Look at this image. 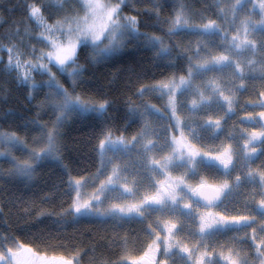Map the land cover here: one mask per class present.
<instances>
[{
	"label": "snow or ice",
	"instance_id": "6c2138e0",
	"mask_svg": "<svg viewBox=\"0 0 264 264\" xmlns=\"http://www.w3.org/2000/svg\"><path fill=\"white\" fill-rule=\"evenodd\" d=\"M70 4L76 5L75 12L68 11ZM50 6L64 12L51 23L41 7L32 4L26 9L27 20L40 30L36 39L45 45L39 54L33 45L25 58L19 26L0 39V48L8 52L7 64L0 60V72L15 71L19 84L29 90V100L34 98V91L47 88L38 107L49 108L55 115L51 126L39 121V112L29 121L39 130L34 139L39 146L33 147L25 159L12 155L14 149L26 150L22 138L16 132L0 133V146L4 148L0 157L11 164L8 175L31 181L46 161L67 170L63 165L62 129L72 116H92L104 125L97 147L100 167L91 177V185L86 177L69 173L68 184L75 195L62 214L71 215L73 221L95 217L114 228L131 221H147L143 231L150 242L134 255L139 251L136 240L125 234L110 241L121 249L118 259L93 256L89 264H168L167 258L172 256H178L181 264H219L215 258L218 248L227 264H264V165L251 166L257 158L255 145L264 155V90L256 100L245 105L239 102L247 80L259 79L264 89V0H259L258 20L251 12L242 15L246 0H215L208 7L217 9V19L201 16L198 23L184 0H178L175 15L165 20L159 17L160 5L153 3V26L160 25L163 35L142 33L137 15H122L129 0H54ZM163 25H167L166 31ZM28 32L26 26L24 34ZM180 33L195 35L196 47L185 46L173 57L180 45H173L171 39L166 43L165 38ZM257 33L259 41L250 38ZM16 37H21L19 43ZM141 38L157 58L167 59L170 67L185 59L187 69L186 74L177 77L174 72L151 86L141 84L134 93L140 103L128 98L124 117L129 123L140 122L139 130L129 138L123 132L116 135L108 127L110 100L76 92L85 71L77 61L84 49L89 50L84 57L88 64L108 60ZM53 67L67 75L71 90L59 82ZM226 72L229 80L224 78ZM33 73L47 75L48 79L37 82ZM209 73L215 75L204 79ZM150 92L158 94L159 99L166 98L163 109L143 101ZM186 94L192 97L187 105L180 99ZM238 106L244 112L239 120L244 125L239 137L234 129L225 137L227 143L222 141L206 149L204 142L220 137L227 121L236 116ZM213 109L218 113L215 116L209 114L205 119L201 115ZM238 140L243 141L242 146ZM89 186L91 192L86 193ZM249 187L240 207L238 198ZM182 233L190 242L177 238ZM229 233L232 235L227 241L217 242ZM56 247L61 246L32 247L5 235L0 237V264H79V250L67 258L55 254ZM49 248L54 254L48 255Z\"/></svg>",
	"mask_w": 264,
	"mask_h": 264
},
{
	"label": "trees",
	"instance_id": "16d2710c",
	"mask_svg": "<svg viewBox=\"0 0 264 264\" xmlns=\"http://www.w3.org/2000/svg\"><path fill=\"white\" fill-rule=\"evenodd\" d=\"M53 2L54 0H0V39L19 26L25 58H28L27 53L31 52L33 45L36 53L39 54L45 45L41 40L36 39L40 30L27 20L26 9L32 4L41 7L43 15L46 18L51 17L48 20L51 23L58 16L64 15L63 11L58 12L56 8L50 6ZM184 2L195 14L194 19L198 20L197 23L201 16L205 19L217 18L215 15L217 9L208 7L213 5L215 0H184ZM153 3L160 5L158 11L161 20L174 16L178 6V0H129V6L124 8L122 15H137L142 33L163 35L159 30L160 25L153 26L156 20ZM76 10L75 4L68 6L69 12ZM259 18L260 16L256 17ZM26 26L29 28L27 35L24 34ZM163 28L166 31L167 25H163ZM190 36L187 33H180L171 38L166 37L165 41L167 43L171 39L173 45L181 46ZM20 39L21 37H16L15 42L19 43ZM88 51V49L81 51L77 61L85 66V71L81 78L82 83L76 88V92L96 99L103 97L112 102L107 113L111 117L108 127H111L116 135L123 132L130 138L139 130L140 122L129 123L124 114L127 111L126 102L129 97L137 103L141 102L140 98L134 95L141 84L151 86L170 77L174 72L177 77L186 74L185 59L176 61L175 67H170L167 59L156 57L155 51L144 44L143 38L140 42L129 43L118 56L95 64L85 62L84 57ZM180 51H182L181 47L175 48L172 56L175 57ZM0 60L7 64L6 48H0ZM2 67L3 65L0 64V68ZM181 69L184 71L181 72ZM52 71L56 73L59 82L71 90V81L67 75H61L55 67ZM16 75L15 71L11 74L0 72V133L16 132L25 144H32L39 130L29 121L36 118L39 112V121L49 124L55 119V115L49 108L41 110L38 107L48 89L34 91V98L29 100V90L19 84ZM33 75L37 82L48 79L47 75L39 73ZM261 84L259 79L247 80L246 91L239 94L240 105H245L258 97L259 92L264 90ZM142 99L161 109L166 102L151 92ZM188 101L184 100L185 103ZM5 113L10 115L5 116ZM241 113L244 112L238 106L236 116L227 123L240 128L238 122L242 118ZM103 127L104 125L92 116H72L62 129L63 165H67V170L54 161H46L37 168L31 181L9 176L11 164L0 157V237L6 235L20 243L32 247L39 246L41 249H44L45 245H60L61 247L55 248V254H63L67 258H71L79 250L82 256L79 258V264H89L93 256L118 259L121 249L118 244H111L110 241L128 234L136 240L135 248L139 250L133 254H140L148 243V237L144 235L141 224L118 229L112 227L111 223H100L94 217H80L77 221H73L71 215L62 214L63 210L69 207L74 196L68 184L69 173L73 177H86L91 185V177L100 167L97 147ZM234 134L239 137V130ZM222 141L226 143L224 133H221L215 141H205V148L218 146ZM15 151H12L15 157L25 156L20 149ZM102 237L106 238L102 239ZM48 254H54L51 248L48 249Z\"/></svg>",
	"mask_w": 264,
	"mask_h": 264
},
{
	"label": "rangeland",
	"instance_id": "374dc122",
	"mask_svg": "<svg viewBox=\"0 0 264 264\" xmlns=\"http://www.w3.org/2000/svg\"><path fill=\"white\" fill-rule=\"evenodd\" d=\"M253 8H254V11H253ZM247 12L249 13V12H251V14H252V16H256V17H259L260 16V10H259V0H246V6H245V10L242 12V15H246L247 14ZM259 15V16H258ZM211 19H214V18H211ZM217 19V18H216ZM257 20V19H256ZM198 20H195L194 19V22H197ZM218 22H221V21H219L218 20ZM225 27H227V25L225 24L224 25ZM230 34V33H229ZM192 38H194V39H192ZM250 38H252V39H256L257 41H259L260 40V35L257 33V34H255L254 36H252V37H250ZM196 41H197V37L195 36V35H191L190 36V38L189 39H187V42L184 44V45H181L180 47H181V49L183 50V48L185 47V46H187V47H190V48H192V49H195V47H196ZM105 43H107V41L105 42ZM217 43H219V38H217ZM103 46V45H102ZM213 75H215V74H213V73H209L208 74V76H206L204 79H207L209 76H213ZM224 78H225V80H229L230 79V77H229V75H228V73L226 72V73H224ZM199 82V81H198ZM238 83H239V81H236V84L238 85ZM155 95H158V94H156V93H154ZM189 97V98H188ZM191 96L190 95H184V96H181L180 97V99L182 100V101H184V100H191ZM164 100H166V98H164ZM186 105H187V103H185ZM214 112H216L215 111V109H213L211 112H209V113H201V115L206 119L207 118V115H209V114H213ZM232 119H233V117H232ZM198 122H202V121H199V118H198ZM49 126H51V123H49L48 124ZM244 127V126H243ZM177 135H179V132H177L176 133ZM39 136V131H38V133H37V136L35 137V138H37ZM240 142H243L242 140H240ZM26 146H27V148H26V150H21V151H23L24 153H25V156L23 157V158H20V157H16L18 160H21V159H25V158H27V155H28V152L33 148V147H38L39 145H37V144H35L34 143V140H33V143L32 144H26ZM20 148L21 149H23L24 148V145H21L20 146ZM0 150L1 151H3L4 150V148H3V146H0ZM15 150H17V149H14V150H12V151H14V152H16ZM12 155H13V152H12ZM14 156V155H13ZM110 167V166H109ZM90 188V187H89ZM75 193V192H74ZM258 227V226H257ZM117 228V227H116ZM251 233V230L249 229V234ZM232 234L231 233H229L227 236H223V237H219V238H217V242L218 243H224L225 241H227L228 239H229V237L231 236ZM184 239V238H183ZM185 242L187 243V242H190L189 240H186L185 239ZM249 243H251V241H249ZM209 250H211V249H209ZM219 251H220V249L218 248L217 249V253H216V259L219 261V264H227V262L223 259V258H221L220 256H219ZM223 251L225 252V254H227V249H223ZM245 251H248V249L247 248H245ZM178 253V252H177ZM253 253H254V249H253ZM48 255H52V254H48ZM134 255H136V254H134ZM162 259H165V257H161ZM168 259V261H170V262H168V264H181V261L179 260V258H178V256L176 257V256H174L173 258L171 257V258H167Z\"/></svg>",
	"mask_w": 264,
	"mask_h": 264
},
{
	"label": "flooded vegetation",
	"instance_id": "af4514ba",
	"mask_svg": "<svg viewBox=\"0 0 264 264\" xmlns=\"http://www.w3.org/2000/svg\"><path fill=\"white\" fill-rule=\"evenodd\" d=\"M243 115H244V113H241L240 114V117H243ZM227 136V135H226ZM226 143H227V141H226ZM261 165H264V155H260V154H258V156H257V160H256V162H255V168H259ZM238 167H239V162H238ZM160 178H163V177H160ZM198 180V179H197ZM245 190L246 189H244V190H242V192H241V196L238 198L239 199V206L240 207H242L243 206V203H244V198H245V195L247 194L246 192H245ZM257 199H259V197H257ZM152 219L154 220L155 219V216H153L152 217ZM138 225V224H141V223H139V222H131V223H129V224H124L123 226H121V227H118V229H121V228H124V227H127V226H133V225ZM142 226H143V229H145L146 228V226H147V221H145L143 224H141ZM257 226H259L258 224H257ZM143 233H144V235H146V233H145V231H143ZM177 238H180V239H185V237H184V234L182 233V234H180ZM187 240V239H186ZM176 252H178L179 253V249H176ZM177 257V256H176Z\"/></svg>",
	"mask_w": 264,
	"mask_h": 264
},
{
	"label": "bare ground",
	"instance_id": "6f19581e",
	"mask_svg": "<svg viewBox=\"0 0 264 264\" xmlns=\"http://www.w3.org/2000/svg\"><path fill=\"white\" fill-rule=\"evenodd\" d=\"M152 85V84H151ZM149 96V95H148Z\"/></svg>",
	"mask_w": 264,
	"mask_h": 264
}]
</instances>
